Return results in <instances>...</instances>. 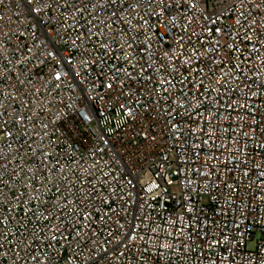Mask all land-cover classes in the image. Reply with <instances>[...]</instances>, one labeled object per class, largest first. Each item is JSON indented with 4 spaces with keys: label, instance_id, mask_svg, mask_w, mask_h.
<instances>
[{
    "label": "built area",
    "instance_id": "2783aa9c",
    "mask_svg": "<svg viewBox=\"0 0 264 264\" xmlns=\"http://www.w3.org/2000/svg\"><path fill=\"white\" fill-rule=\"evenodd\" d=\"M0 264H264V0H0Z\"/></svg>",
    "mask_w": 264,
    "mask_h": 264
}]
</instances>
